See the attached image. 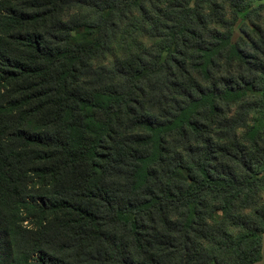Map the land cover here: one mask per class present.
Masks as SVG:
<instances>
[{"label": "trees", "instance_id": "1", "mask_svg": "<svg viewBox=\"0 0 264 264\" xmlns=\"http://www.w3.org/2000/svg\"><path fill=\"white\" fill-rule=\"evenodd\" d=\"M263 234L264 0H0V264H255Z\"/></svg>", "mask_w": 264, "mask_h": 264}, {"label": "rangeland", "instance_id": "2", "mask_svg": "<svg viewBox=\"0 0 264 264\" xmlns=\"http://www.w3.org/2000/svg\"><path fill=\"white\" fill-rule=\"evenodd\" d=\"M241 17V16H240ZM241 22V18L237 21V23L235 24L234 28H233V35H232V40H235V38L240 35V31H239V24ZM255 264H264V234L262 237V257L261 259L256 262Z\"/></svg>", "mask_w": 264, "mask_h": 264}]
</instances>
